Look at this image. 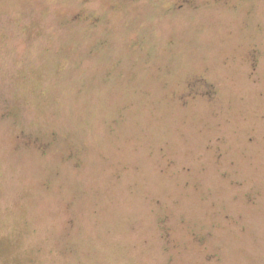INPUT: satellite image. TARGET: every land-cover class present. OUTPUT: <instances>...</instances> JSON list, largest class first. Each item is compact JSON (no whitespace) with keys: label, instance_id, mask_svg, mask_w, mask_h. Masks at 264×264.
Returning <instances> with one entry per match:
<instances>
[{"label":"rangeland","instance_id":"374dc122","mask_svg":"<svg viewBox=\"0 0 264 264\" xmlns=\"http://www.w3.org/2000/svg\"><path fill=\"white\" fill-rule=\"evenodd\" d=\"M177 1L0 0V264H264V0Z\"/></svg>","mask_w":264,"mask_h":264},{"label":"flooded vegetation","instance_id":"af4514ba","mask_svg":"<svg viewBox=\"0 0 264 264\" xmlns=\"http://www.w3.org/2000/svg\"><path fill=\"white\" fill-rule=\"evenodd\" d=\"M229 0H223V4L228 5ZM187 8L195 9L193 0H178L175 3V9L183 11ZM86 16L81 14L73 15V22H80L85 19ZM98 18L89 19V23L96 25L99 23ZM261 51L258 47H251L243 56V60L249 64L248 77L250 80L257 81V71L262 62ZM182 104H188L194 100H206L214 101L217 98V84L215 82L208 81L203 76L193 75L187 82L185 90L176 96ZM251 141V140H250Z\"/></svg>","mask_w":264,"mask_h":264},{"label":"trees","instance_id":"16d2710c","mask_svg":"<svg viewBox=\"0 0 264 264\" xmlns=\"http://www.w3.org/2000/svg\"><path fill=\"white\" fill-rule=\"evenodd\" d=\"M193 238H196L195 240L198 241V242H203V239H204V238L202 237V238H200V239L198 238V240H197V237H196V236H193Z\"/></svg>","mask_w":264,"mask_h":264}]
</instances>
